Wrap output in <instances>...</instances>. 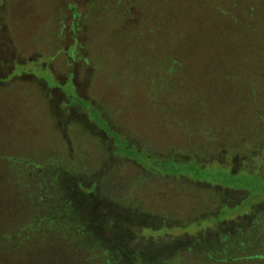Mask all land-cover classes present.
<instances>
[{"label":"rangeland","instance_id":"374dc122","mask_svg":"<svg viewBox=\"0 0 264 264\" xmlns=\"http://www.w3.org/2000/svg\"><path fill=\"white\" fill-rule=\"evenodd\" d=\"M134 1L137 17L126 0H0V203L19 202L0 225L24 226L29 201L52 215L57 193L88 215L79 184H97V244L124 264H264V197L242 202L240 182L264 174V17L163 19L160 0ZM101 130L157 154L138 156L153 171ZM163 156L187 176L163 174ZM31 239L34 264L78 244ZM84 253L75 264L98 263Z\"/></svg>","mask_w":264,"mask_h":264},{"label":"trees","instance_id":"16d2710c","mask_svg":"<svg viewBox=\"0 0 264 264\" xmlns=\"http://www.w3.org/2000/svg\"><path fill=\"white\" fill-rule=\"evenodd\" d=\"M121 1V0H120ZM130 1V5H122L126 10L128 9L129 12L133 11L136 14V17L139 15L138 6L134 0H126ZM158 5L163 7V19L165 16L180 18V16H189V18H203L204 16H210L213 14L215 18H248V17H264V0H160ZM131 13V12H130ZM211 13V14H210ZM216 30L215 25H211L207 28V33L213 35ZM206 33V32H205ZM238 34V33H236ZM174 62V61H173ZM99 117L102 115V112L99 113ZM106 136H108L107 131L101 130ZM119 140L117 141L116 138L109 137L113 139L114 144H120L121 149L124 151L125 156L120 158H127L130 160H134L137 164H139L142 168L147 171H153L150 169L148 165L143 164L142 161L138 158V156L144 155L146 158L153 159L154 156L157 157V154L148 152L145 149H141L137 147L136 144L132 146L131 143L125 141L124 135H118ZM128 138H126L127 140ZM155 163V161H154ZM192 169L196 172L195 180H199L203 183H207L203 180L201 167H198L196 164L192 167ZM204 169V168H203ZM232 169V173L236 174L238 171ZM163 174H174V175H185L188 171H184L182 168H178L177 161L167 159L166 156H163ZM214 173V172H213ZM211 173V175L213 174ZM252 174V173H251ZM76 174L71 173L70 177L74 178ZM222 173L220 171L215 172L214 181H222ZM234 181V177L230 176L225 181V185L228 186L227 189L230 190H237L241 188V184H244L245 187L242 190H245L249 193V196L242 200V202L247 201L248 199H252L254 195H260L264 197V174L256 173L252 175H248L247 177L243 178L238 181V185H234L232 182ZM78 184V182H77ZM0 183V191H1ZM80 189L79 192H88L89 195L87 197L79 196L80 203L84 202V204L89 205V214L88 215H81L79 214L72 205L67 207V205L72 204V202L78 199H70L69 197L63 198L62 195L59 198V195L54 197V202L52 201L51 204H55L56 210L52 215H43L40 212L43 210L42 204L47 201L43 200H35L34 202L29 201L28 205L25 204L24 209H22V213L20 219H18L19 224H24L21 226L18 224L12 226L11 228H6L3 225H0V264H24L23 262L26 261V264H34L36 258L32 256L31 248L32 242H29L27 245L23 244L24 240L27 238L32 239H43L46 238L48 241L53 239H48L49 236H57L59 237L60 241L64 239L65 242L72 244L75 243L76 248L72 249V253H67L61 260H50L47 261L49 264H75L77 261H81L84 259L82 254L84 255H91L92 258H95L98 262L97 264H124L120 259L121 255H117L112 253L108 247H104L101 244H97L98 240V228L103 227L104 221L108 220L106 215L102 216V207L100 199L99 190L97 189V184H92L88 187L82 186V183L79 184ZM93 187L91 189L88 188ZM86 191V192H85ZM60 193V192H59ZM72 195V193H71ZM16 199V198H15ZM43 199V198H41ZM79 201V200H78ZM43 202V203H42ZM7 205H11L13 203H19L17 201H13L12 198L6 200V198L2 197V202ZM0 203V206H1ZM38 203V204H37ZM241 203V202H240ZM240 203L236 202L233 207L230 206L231 210H228V213H231L234 209H241ZM40 206L38 208L37 206ZM51 205H48L50 208ZM256 205L250 204V208L253 209ZM33 211V213H30ZM97 212V213H96ZM54 217V218H53ZM19 218V217H18ZM53 218V219H51ZM100 221V224L99 222ZM112 224H115V220H111ZM37 222L43 223L46 230L45 233L38 232L37 228L35 229V225ZM219 221H215L217 224ZM105 226V224H104ZM48 227V228H47ZM49 230V232H47ZM48 233L46 236L43 234ZM31 239V240H32ZM6 240L12 244L7 246ZM59 242V240H57ZM100 243V242H99ZM63 244V242H62ZM24 245V246H23ZM32 245V246H31ZM102 248H98L99 246ZM35 248V247H34ZM61 249V246L58 247ZM64 252V249L61 250ZM89 255V256H90ZM57 256V255H56ZM91 258V259H92ZM24 259L23 262H21ZM94 259L92 260V262ZM80 264V263H79ZM96 264V263H94Z\"/></svg>","mask_w":264,"mask_h":264}]
</instances>
